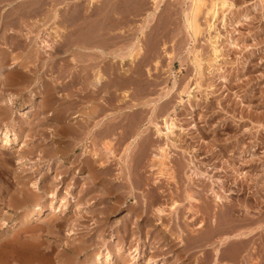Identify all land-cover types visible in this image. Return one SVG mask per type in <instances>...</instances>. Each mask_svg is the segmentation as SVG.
Masks as SVG:
<instances>
[{"label":"rangeland","instance_id":"374dc122","mask_svg":"<svg viewBox=\"0 0 264 264\" xmlns=\"http://www.w3.org/2000/svg\"><path fill=\"white\" fill-rule=\"evenodd\" d=\"M34 1L0 0V11L2 9L6 10L5 12H9L8 16L10 17L7 20V22H10L8 23L10 25H8L10 28L7 27V30L9 31L5 29L6 34L7 32L8 34H10L7 38L8 42L6 41L5 43H2V45H0V64L3 63L2 61L4 60L7 64H10L15 60L21 61L24 65H26V63L27 65L29 64L25 55L28 54L27 51L30 46H26L28 44L26 43L27 41L21 37V33L25 28V22L22 23L20 20L14 18L17 16L18 11L20 13H25V11L28 10L30 11L28 7L26 8L25 6H23L25 2V4L28 3L32 4L33 6L36 5V7L34 6L35 8L33 7L34 9H31V11L35 14H37L38 12V14L32 15H34L35 17L39 15L38 17L40 19H31V22L29 23L31 24V26H29L32 27L34 31L39 30L38 28L41 27L48 30L50 26H53L54 23L56 27L59 26L58 30L60 32H64H62L63 34H65L66 31V28L64 30V27H66L65 24L67 23V20L63 21L58 17L55 20L51 19L48 21L47 19L50 18L49 14L60 12L59 15L61 14L66 16L64 13L67 12L69 8L70 11L74 13L75 8L73 9V6L75 7V1H77L78 4L80 2V0H72L73 2L71 0H59V2L58 0H45V2L43 0H37L39 2L41 1L39 4V2H36V0ZM206 1V4L209 5V0ZM86 2H88V0ZM86 2L84 1L83 3L87 4ZM70 3L74 5H71ZM189 3H191V0H188V3L185 4V7H189ZM229 3L231 5L227 6L225 10V18L222 19L221 16L219 19H217V21H219H216V26L218 27L216 31L213 26L209 27L208 23L206 22L205 14L201 15V34L195 41L192 40V37L190 36L189 31L186 29L183 21L182 23H180L181 27L179 25V28L176 31L178 35H176V37L174 38L169 37V40L166 42L165 47L163 46L165 37L162 33H159V35L156 33L157 36H155L156 34H151V37L147 36L144 39V41H146L148 44H146V47V42H144V47H146L147 49H144L145 54L143 55V58H141L142 60L140 59L141 61H137L139 67L137 68V66H135L137 72H139L137 73L138 76L136 75L137 77L135 78V80L137 81L127 87H120V89L118 90L115 83H110L111 79L109 80V78H112L113 72L111 68L112 63L115 62L116 64L118 62L116 65L119 66V68L117 69L119 70V73L122 72L121 69L124 65H122L118 61L119 59L117 57L115 58L113 55L107 56L105 67H108L109 69L106 68V73L107 75L111 76L107 77V83H110H108L109 86H107V83L105 86L109 88L110 92L105 88L104 97L105 100L107 97L108 103H106L107 101L105 102L104 100V102L102 103L104 105L102 113L97 114L100 112H95L93 118L91 117L86 119V115H83V110H89L86 107L91 102L94 104L95 102H97V104H99L100 102L99 100H97L98 97L96 96V94L92 93V91H94L93 86L91 87L90 85L89 87H84L82 80H80V76L84 71V64L88 62L92 63V60L89 59V55L88 57L85 56L86 59L85 57H83L84 53L81 52L82 49H80V47H77L76 51L78 52V56H75V53L71 54V56L74 55L77 58L76 64H73L75 63L74 61H69V55L72 52H64L63 54L55 55L53 59L43 58L37 62V65H40L45 61L41 65H44L45 69H49L50 66H53L55 64L53 69L56 70L55 75H57L61 71L60 75H57V79L59 78V82H51L47 84H51L50 86L53 87V90L52 92H49V98L44 97V100L48 99L49 103L48 106L46 105L44 112L42 107H40V102L37 101L38 99L43 100V95H41L42 93L38 92L40 91V89H37V83L35 85L32 84L29 88L24 89L22 87V89L19 86L20 89L18 87H15L16 89L12 87L9 90L12 93H18V95L20 96L18 101L19 103H14V107H6L3 105L0 106L1 113H5L7 108V112H9V110L14 111L13 113H11L13 115H8L6 119L4 117L0 118V129H3L6 126L12 127V121L14 122L18 120L19 122H23L22 119L17 116L18 113H20L21 108H23V110L25 107V110L28 109L30 102L28 101V93L32 88L38 93L36 103L39 104L36 105V110L34 111V113H32V118L35 121L37 120L42 123H38L41 127L37 125V123H34L35 126H31L33 133H29L28 137H24V141L28 143L29 146H31L33 143L35 144L36 142L38 144V150L35 151L36 153L34 152L29 155V161L27 162L31 164L25 165V171H22L19 165L16 164V160L12 156L11 152L4 149L2 150L0 148V264H87V255L89 256L97 252H104L106 254L107 246H109V248L114 252V248H116L119 244H124L127 247L125 248L126 253L124 252L125 261H121V263L119 264H128L132 262L131 260L133 259V256H135V254H137L138 252L136 250L137 247L142 250V254L140 256L141 258L139 260L140 264L153 262V259L157 262H164V264H166L167 262L168 264H201L204 261L206 262V264H213L215 258L214 247H218V245L222 246L220 249L222 254L221 260L223 261L226 260L233 264H264V0H229ZM67 4L68 6H70L68 7ZM13 9L14 12L17 11L16 14H11V12H13ZM21 10L23 12H21ZM51 10H53L54 12ZM41 11H45L44 14L49 18H45L46 16L44 17ZM87 16L88 15H81L82 19H80L81 17L79 16V20H81V22L79 21V24H82L83 19H85V22L87 21L86 23L84 22L82 24L84 25L83 28L80 25L81 29L87 28L89 24L92 25V19H88L91 23L86 20L90 16V14L88 17ZM90 18L93 17L90 16ZM110 18L108 19V22H111L113 18L116 17ZM132 18L133 25L140 23L142 20V17L140 16H135ZM36 19L39 25L36 24ZM45 19L47 23L45 22L46 24L44 25L42 21ZM16 20L18 22H15ZM11 22L14 23L12 24ZM51 22L53 23L50 24ZM88 22L89 24L87 25ZM114 22H111V24H116ZM26 24L28 23L26 22ZM40 24L41 27H39ZM85 25L87 26L85 27ZM108 26H110V23ZM112 29L113 30L111 32L109 31V33L113 34H110L111 36H115V33L116 35L117 33H123L120 28L118 29V26L117 30L116 28ZM135 32L136 30H133L132 33ZM217 32H219V38H217L216 40L214 39L215 37H212L211 39V36H214ZM55 34L57 33H51L49 39L52 40L56 38ZM170 34L172 33H169V35ZM148 37L150 39H148ZM9 40L11 41L9 42ZM150 40L151 42L154 41L152 43V47H150ZM6 43H8V45H6ZM153 46H156L155 50ZM215 46L219 48H217V54L214 52ZM112 47L110 48L111 51L114 49V46ZM72 48L76 49V47ZM194 49L197 50V53L199 51L198 55L200 57V63L202 64L200 72H196V65L192 59ZM167 52L169 53V55H167ZM56 53L57 52H55L54 54ZM145 55L148 56H146L147 58L145 57V60L149 61L148 63H146L144 60ZM152 56L153 58H151ZM156 58L160 60V62H158V66L155 63V61L157 60ZM107 60L108 64L111 63L109 64V66H106L108 65ZM56 63L57 65L59 63H64L66 64V67L76 65L77 70H80V74H78L79 79L77 81L76 78L74 80L75 83L71 82V88H69V86H67L66 84L68 79H72V77L69 76V71L67 73H64L65 70H61L59 67L60 65L57 67ZM20 66L18 64V67H20V69L25 68L22 65ZM129 66L132 65L127 64L124 67ZM34 67H32L33 72H37L39 74L40 72L38 71L40 70V67H35L37 68V71H34ZM139 68L142 69L140 70ZM0 70H3L2 72H4L5 74V72L12 70V68L8 69V67L0 66ZM124 72L125 71L123 70L122 73ZM29 73L31 72L29 71ZM1 74L4 75L3 73ZM148 74H151L152 76ZM2 75L0 79L6 77ZM141 76H143V79L140 78ZM196 77H200V84L199 87H197L195 91H193L192 96L188 101L187 94H185L181 90L184 89L185 86H194ZM143 80L145 82H148V84H146ZM149 81H151L152 83ZM60 83L65 84V86L62 87L63 85H60ZM2 85L3 84H1L0 86V93L3 96L4 85ZM147 85L149 87H147ZM145 86L147 87V89H145ZM128 88L129 90L130 88L132 89L128 93L129 96L126 97L124 95V91ZM140 89L141 91H139ZM85 93L86 95L88 94V96H86ZM84 95L87 98L83 99ZM94 96L97 98H95ZM71 100L73 101V105L71 104L72 106L69 105ZM75 100L81 101L76 103L77 101L75 102ZM48 110H53L57 114L55 120L53 118H51V120H47V118L51 117L47 114L49 112ZM77 113L81 116H75ZM169 116H174L176 118L177 127L174 128L173 134H170V138L167 141L163 133L160 132L159 129L165 130L164 119ZM82 118L84 120H82ZM88 119H90L89 122H87ZM55 121L60 125H65V128H67L66 130H69V132H58V129H60V125ZM77 122H79L81 125L86 124V127H82V125V128H80V124H78ZM115 123H117V125L119 124L117 128L118 130L114 128ZM36 125L38 127H36ZM25 126L28 125L25 124ZM181 126L186 128L185 132L182 131ZM37 128H41V130H38ZM86 128L88 132L86 131ZM101 128L104 129L101 130ZM109 128L111 130H109ZM100 132L102 133V135H100ZM79 133L82 134L84 138H82L83 136L81 137ZM94 133L95 136L93 135ZM72 135L76 140H74V137ZM76 135H78V138L76 137ZM112 135H114L115 137ZM79 136L82 138L80 139V141L82 142L78 141ZM92 136L94 140L92 139ZM94 137H96L97 141H95ZM107 138L114 139H112L111 143L116 149L115 151L116 155L118 156V161L120 159L119 165L116 166L114 165V163L111 168H107L108 170L111 169L110 171H112L113 168V173L110 171L108 172L110 175L108 173L106 175V172L102 167H100V164H97L100 163V160L94 161L95 159H90V157H92V151L94 149L97 148L98 151H103V149L101 148V144L99 143L105 141ZM164 142L169 143L168 151L170 150V152H168V154L170 157L167 159L166 163L169 166V169H173L175 181L169 183L166 180L165 176H163V178L162 176H159L158 178H160V180H158L159 183H157V187L151 188V186H149L147 183L148 181L151 183L154 174L150 172L148 165L150 163L152 153L158 151L160 145H165ZM55 146L60 149L65 148L64 151L66 152V154H63L64 156H62L65 157L68 162L71 163L72 161H74L76 165H83V162L87 160L89 162L91 160L92 167H89V165L87 164L84 165L83 173H81L82 176L77 179L74 178V176L76 177V175L73 172L75 166H70V163H67V165L63 168H59L56 166V171L54 170V172H48V168L46 169V167L47 164L50 165V163L54 161L53 157L55 156ZM39 150L43 151V156L40 155L41 153ZM85 150L87 151V154ZM132 151L134 156L131 155ZM101 153L103 154V152ZM85 154H89L90 157L89 155L85 157ZM78 157L82 162L78 159ZM39 159H42L41 163H37ZM192 159L194 160V164L191 162ZM93 161L95 163H93ZM127 162H129L128 164L132 165H128ZM95 164H97V166H95ZM125 166L128 167V169L130 170L129 172L133 177L135 176L136 179H130L132 176L129 172H127L128 169H126L127 167L125 168ZM129 166L132 167L129 168ZM133 166L135 168H133ZM191 166L193 169L198 170V173L203 171L208 176L198 174L194 176L193 180H191L188 177V175L191 173ZM99 167L100 169L102 168V171H104V175L101 174V170L99 169ZM116 167L119 168V170ZM66 169L72 170H70L71 172H66ZM124 169H126L127 171H124ZM88 170H93L94 173H96L94 175V178H89V181L87 180L88 178H85V181L84 173L87 175L89 174V172L92 173L91 171L87 172ZM125 172H127V174ZM61 173L64 176L62 182L57 179V176H59ZM116 173H119L120 176ZM87 175L85 176L87 177ZM21 176L23 180H21ZM141 176L143 178L146 176L145 179L148 180L143 179ZM18 178L20 181H24L26 184H29L30 182L36 180L39 181L38 185L41 190L39 195L43 196L40 197L41 199L39 200V202L43 199L46 208V212H44L45 214L43 213L41 218H39L40 224L39 222H37L38 219L32 221L31 218L28 219V221L30 220V226L28 227V229H26L27 231H22L21 229L26 223H28L26 222L27 220L25 218L26 211L32 209V206H25L23 204L24 202L22 201V198L20 197H22L23 192L29 193L31 188L28 186V184H25V189L21 188L22 186H20ZM125 178L129 180V182L127 180H124ZM114 180H117V182H115ZM73 182L77 183L75 184ZM118 182L122 186H119L117 184ZM125 182H127V184L129 183L128 185H130L131 187H127L128 185ZM136 182L138 183V185L139 183L140 185L143 183V187L142 185H136ZM58 183H63L61 190H67L72 195L77 194L76 187H82V191L80 192L83 193V198L81 201V208L84 207L83 211H81L78 206L76 207V205L73 203L72 205H69L68 209L62 212H52V210H50L49 201L51 200L48 198V193L56 189ZM79 183L82 186H80ZM132 184H134L135 187H133L134 185ZM146 184L148 185V188H146ZM104 186H108V189H110V191L107 192V189ZM119 187L122 188V191H129L128 194L125 192V194H127L125 195L124 191L121 192V189ZM98 188L100 189L96 190ZM145 188L147 190H144ZM213 188L218 194L222 195V199L220 200L221 204L218 206L215 205V201L213 199ZM94 189L96 190V192ZM101 189L104 190L101 191ZM61 190L59 191V195L62 197L64 193H62ZM117 190L118 192H120H116ZM150 190L152 192H150ZM113 191H115L117 194L113 193ZM168 191L169 193H167ZM134 192L136 194H133ZM145 192L147 193L148 197ZM149 192L150 194H148ZM122 193L126 196V198H124L125 196H123ZM137 193H141L140 196L137 195ZM187 193H191L197 199V201L193 200V202H195L194 205H192V208H189L190 202L186 198ZM225 194H227L226 198L224 196ZM85 195L88 196L86 197ZM128 195H130V197ZM134 195H137V197L135 198ZM144 195L145 197H143ZM171 195L178 201L177 206L172 211H170L166 205L165 216L161 220L162 222H160L158 219H156L157 217L154 214V210L151 207L152 205L150 201H152V204L154 202L166 203L167 200L171 198ZM120 196L123 197L120 198ZM227 196L228 198H230L228 199ZM110 197L112 199H110ZM144 198H147L148 201H143ZM106 200L107 203L105 202ZM116 200H120L119 204L115 203L117 202ZM123 200L125 201L123 202ZM88 201L90 203H88ZM137 202L142 203L140 204ZM114 203L117 205V207L116 205H114ZM146 204L149 205H147L148 208ZM73 205H75V209H73ZM84 205L87 208H85ZM109 205L111 206V209L108 208ZM106 206L108 207L106 208ZM118 207L119 209H116ZM212 207H217V209L214 210V208ZM77 211H81L80 213L82 215L78 214L79 212ZM66 213L69 214L67 215ZM212 215L215 217L214 221L212 220ZM76 220H78V222ZM227 220H232V222H234L235 220V230H230ZM188 221L194 223L201 222L203 224L201 226L202 229L198 230L195 233H190L189 227L188 225H186V222ZM31 225H33V229L31 228ZM43 225H45L44 228L42 227ZM165 225H168L169 230H166L164 236H162L159 230L163 229ZM221 225L225 227L222 226V229ZM37 226L42 227V229L44 230H42L41 228H38L39 230H37ZM34 227L36 229L35 232H37L36 234L35 232L33 233ZM67 227L73 228L75 234L63 235L64 233L66 234V229H68ZM226 227L229 228L230 232L229 230H227L226 232L220 231L225 230L224 228ZM19 228L20 231L25 233H17L19 231ZM153 228H155V230ZM29 229H32V231H30ZM215 229L217 230V232L220 229L219 231L221 233L215 232ZM216 234L218 235L216 236ZM9 236H11L12 238H9ZM36 236H38V238L41 237V239H37ZM220 238H223L221 242L224 243L225 241V243L222 245L218 243V239ZM111 240H116L117 244L113 245V241ZM90 241L91 244H88V242L90 243ZM66 243L70 245H67ZM74 247L75 249H73ZM148 248H150L152 252H150V250L148 251ZM180 256H184V260L180 259ZM205 262L202 264H205Z\"/></svg>","mask_w":264,"mask_h":264},{"label":"bare ground","instance_id":"6f19581e","mask_svg":"<svg viewBox=\"0 0 264 264\" xmlns=\"http://www.w3.org/2000/svg\"><path fill=\"white\" fill-rule=\"evenodd\" d=\"M30 1V0H29ZM32 2L34 1V0H31ZM55 1V0H54ZM53 1V2H54ZM64 1V0H63ZM69 1V0H68ZM67 1V2H68ZM72 1V0H71ZM70 1V2H71ZM75 1V0H74ZM79 1V0H78ZM86 2L87 0H80V2H79V4H78V2L77 1H75V7L73 6V9H74V13H72V11H70V8L67 10V12H65L64 14L66 15V16H64V15H59V13L58 12H54L53 10H51V11H53L54 13L52 14H49L50 16V18L49 17H47L45 14H44V12L43 11H41V13L44 15V17L45 18H49V19H47L48 21L49 20H51V19H53V20H55V19H57L58 17L60 18V19H62L63 21H66L67 23V25L65 24V26L66 27H64V30H65V28H66V31H65V34H63L62 32H60L58 29V27H56L55 25H54V23L53 22H51L50 24H52L53 23V26H50V28L48 29V30H46V28H42L41 27V24H40V26L39 27H41V28H38L39 30H37V31H34L33 29H32V27H30L31 26V24H29V22H27L28 24H26V22H25V28L23 29L24 31L21 33V37L23 38V39H25L26 41V43H28L26 46H30L29 47V49H28V51H27V53L28 54H23V55H25L26 57H27V61H28V65H27V63L26 62H24V63H26V65H23L22 64V62L21 61H14V62H12V63H10L7 67H8V69L9 68H12V71L13 72H15V73H13V74H16V72L19 74V75H15V76H11L12 74V72L11 71H7V72H5V74H4V72H2L1 70H0V78H1V73H3L4 75H2V76H6L5 78L3 77V79H0V86H1V84H3L4 85V88H3V90H4V92H3V96L1 95V93H0V106H6V107H8V106H10V107H14L15 105H14V103H17L18 101H19V98H20V96L18 95V93L17 94H15V92L14 93H12V92H10L9 90L12 88V87H18L19 88V86L22 88H29L32 84H38V88L37 89H40V91H38L39 93H42L41 95H43V100H37V101H39L40 103L39 104H41V106L40 107H42V109H43V112H44V109H45V107H46V105L48 106L49 105V103H48V99H46V100H44V97L46 98V97H48L49 96V92H52V90H53V87H51L50 85H47L48 83H53V82H59L58 81V79H57V75L59 74L60 75V73H61V71L57 74V75H55L56 74V70H53L54 69V66H55V64L53 65V66H50L49 67V69H45L44 68V65L43 66H41L42 65V63H44V62H42L40 65H37V62L40 60V59H47V58H50V59H53L54 57H55V55H57V54H63L64 52L65 53H69V52H72V53H70V55H69V57H70V59H69V61L70 62H75V63H73V64H76L77 63V58L75 57V56H78L77 55V53L78 52H76L77 51V47H80V49H82V51L81 52H83L84 54H83V57H85V56H87L88 57V55H89V59H91L92 60V63L90 62H88V63H85L84 64V71H83V73H82V75L80 76V80H82V83H83V86L84 87H89L90 85H91V87L93 86V88H94V91H92V93L93 94H96V96L98 97V99L97 100H99V104H97V102H95V104L94 103H89L88 105H87V107L86 108H88L89 110H83V115H86V119L87 118H93V115H95V112H100V113H97V114H101L102 113V111H103V108H104V105L102 104L103 102H104V100H105V94H104V92H105V88L107 89V90H109V88H107L105 85H106V83H107V77H110L109 75H107V73H106V68H108V67H105V64H106V57L107 56H109V55H113L115 58L117 57L118 59V61L122 64V65H124V66H126L127 64H130V65H132V66H129V67H124V66H122V72H123V70L125 71L124 73H119V70H117L118 68H119V66H117L116 64L118 63H116L115 64V62L114 63H112V70H113V72H112V78H109V80H110V83H112V84H116L117 85V89L119 90L120 89V87H127V86H129V85H131V84H133L135 81H137V80H135V78L138 76L137 75V73H139V72H137V69L135 68V66H137V68L139 67V64H138V60L139 61H141L142 59L141 58H143V55L145 54V48L147 47L146 46V44H147V42L146 41H144V39L147 37V36H149V37H151V34H158L159 35V33H162L163 35H164V44H163V46L165 47L166 46V42L169 40V37H176V35H178L177 34V30H178V28H179V25H180V23H182V21H183V23L185 24V27H186V29L189 31V33H190V36L192 37V40L193 41H195L196 39H197V37L201 34V21H200V17H201V15L202 14H205V17H206V22L208 23V25H209V27H214V29H215V31L218 29V27L216 26V21H217V19H219L221 16H222V19L223 18H225L224 16L226 15L225 14V10H226V8H227V6H230L231 4L229 3V0H209V5H207L206 4V0H191V3H189L190 5H189V7L187 6V7H185V4L186 3H188V0H88V2H86L87 4H85V3H83V2ZM28 2V1H27ZM35 2V1H34ZM36 2H39V1H37L36 0ZM41 2V1H40ZM40 2H39V4H40ZM52 2V1H51ZM58 2H59V0H58ZM73 2V1H72ZM232 2V1H231ZM26 3V2H25ZM24 3V5H25V7L27 8V6L28 5H26ZM31 3V2H30ZM56 3V2H55ZM65 3H66V1H65ZM28 4V3H27ZM33 4H35V3H33ZM69 4V3H68ZM68 4H67V6H68ZM71 5H74V4H72V3H70ZM23 5V6H24ZM30 5V7H33V5H31V4H29ZM52 5V4H51ZM55 5V4H54ZM178 5V6H177ZM35 7H36V5H34ZM37 6H38V4H37ZM70 6V5H69ZM68 6V7H69ZM226 6V7H225ZM24 7V8H25ZM30 7H28L29 9H30ZM34 7V8H35ZM187 9H185V8ZM206 7V8H205ZM25 8V9H26ZM34 8H31L32 10L34 9ZM65 8V7H64ZM31 9H30V11H31ZM47 9V8H46ZM55 9V8H54ZM41 10V9H40ZM25 11V10H24ZM29 11V10H28ZM29 11V12H30ZM17 12V11H16ZM16 12H14V9H13V12H11V14L12 13H15L16 14ZM21 12H23L22 10H21ZM25 12H27V11H25ZM8 13V12H7ZM18 13L20 14V12L18 11L17 12V15H18ZM24 13V12H23ZM28 13V12H27ZM32 14H35V13H32ZM37 14H38V12H37ZM37 14H35V15H37ZM40 14V13H39ZM67 14H69V15H67ZM89 14H90V16H92L93 18H90V16H89ZM6 15V14H5ZM5 15H3V16H5ZM8 15V14H7ZM30 15V14H29ZM42 15V16H43ZM81 15H88L87 17V19L86 20H88V19H92L91 21H92V25H90L89 24V22L87 23V25L89 24V26L87 27V28H84V29H81L80 28V25H81V27L83 28V26L84 25H82L84 22H85V19H83L82 20V24H79V21L81 22V20H79V18L81 17ZM141 15H143V16H141ZM22 15H20V17H21ZM28 16V15H27ZM33 16V15H32ZM39 16V15H38ZM37 16V18H39ZM80 16V17H79ZM135 16H140V17H142V20H141V22L140 23H138V24H136V25H133V21H132V17H135ZM6 17V16H5ZM4 17V18H5ZM11 17H12V15H11ZM19 17V18H20ZM23 17V16H22ZM28 17H30L31 18V16H28ZM41 17V16H40ZM84 17H86V16H84ZM83 17V18H84ZM110 17H116V18H113V20L111 21V22H114L115 20V22L114 23H116V24H111V22H108L109 20V18ZM3 18V19H4ZM7 18V17H6ZM8 18H10V17H8ZM7 18V19H8ZM15 18V17H14ZM13 18V19H14ZM30 18H26V19H30ZM36 18V17H35ZM40 19V18H39ZM80 19H82V17L80 18ZM111 19V18H110ZM12 20V19H11ZM15 20V19H14ZM180 20V21H179ZM6 22H7V20H5ZM10 21V20H9ZM21 21V20H20ZM24 21V20H23ZM22 21V22H23ZM36 22H37V19L35 20ZM39 21V20H38ZM219 21V20H218ZM217 21V22H218ZM5 22V23H6ZM15 22H18L17 20L15 21ZM40 22V21H39ZM47 23V21H46V19L45 20H43L42 21V23L45 25L46 23ZM56 22V21H55ZM87 22V21H86ZM85 22V23H86ZM3 23V27L5 28V24H4V22H2ZM7 23H10V22H7ZM7 23H6V25H7ZM12 23V22H11ZM14 23V22H13ZM12 23V24H13ZM109 23H110V26H108L109 25ZM16 24V23H15ZM36 24H38V22L36 23ZM108 24V25H107ZM218 24V23H217ZM9 25V24H8ZM30 25V26H29ZM33 25V24H32ZM39 25V24H38ZM37 25V26H38ZM64 25V24H63ZM87 25H85V27L87 26ZM10 26V25H9ZM8 26V27H9ZM36 26V25H35ZM48 26H49V23H48ZM47 26V27H48ZM79 26V27H78ZM117 26H118V29L120 28L122 31H123V33H120V34H118L117 33V35H116V33H115V36H111V35H113V34H111V33H109V31L111 32L113 29L112 28H116V30H117ZM24 27V26H23ZM22 27V28H23ZM44 27H46V26H44ZM69 27V28H68ZM180 27H181V25H180ZM10 28V27H9ZM80 28V29H79ZM6 30H7V28H5ZM63 29V28H62ZM111 29V30H110ZM210 29V28H209ZM6 30H2L3 32H2V34H6ZM46 30V31H45ZM133 30H136V32L135 33H132L133 32ZM181 30V29H180ZM179 30V31H180ZM7 31H9V30H7ZM20 31H22V30H20ZM187 31V32H188ZM57 33V34H55L56 35V38H54V39H49V36H51V33ZM115 32V31H114ZM121 32V31H120ZM176 32V33H175ZM20 33V32H19ZM113 33V32H112ZM169 33H172V34H170L169 35ZM219 32H217V33H215V35L213 36H211V39H212V37H215L214 39H216L217 40V38H219V34H218ZM7 34H8V32H7ZM111 34V35H110ZM131 34H133V35H131ZM157 34L155 35V36H157ZM1 35V34H0ZM169 35V36H168ZM6 36L7 35H5V38H6ZM17 36H20V35H17ZM148 37V39H150ZM162 37V36H161ZM5 38H3V36H2V38L1 39H5ZM10 38H12V37H10ZM51 38V37H50ZM53 38V37H52ZM173 38H171V39H173ZM12 40V39H11ZM11 40H9V42L11 41ZM152 40V39H151ZM151 40H150V42H151ZM154 40V39H153ZM1 41V40H0ZM5 41V40H4ZM214 41V40H213ZM8 42V41H7ZM144 42H146L145 43V46L146 47H144ZM154 41H152L150 44H151V46L150 47H152V43H153ZM159 42V41H158ZM157 42V43H158ZM2 43V42H1ZM20 43V42H19ZM120 43V44H119ZM12 44V43H11ZM16 44H17V42H16ZM214 44V43H213ZM6 45H8V43H6ZM25 45V44H24ZM116 45V46H115ZM148 45V44H147ZM154 45H155V43H154ZM156 45H158V44H156ZM215 45H216V43H215ZM3 46H4V44H3ZM112 46H114V49L111 51V47ZM213 46V45H212ZM10 47H11V45H10ZM21 47V46H20ZM72 47H76V49H74V48H72ZM154 47V46H153ZM156 47V46H155ZM155 47H154V50H155ZM113 48V47H112ZM218 47H216L215 46V48H214V52L217 54V52H218V49H217ZM6 49V48H5ZM110 49V50H109ZM147 49V48H146ZM153 49V48H152ZM166 49V48H165ZM4 51V50H3ZM2 51V52H3ZM79 51V50H78ZM192 51V50H191ZM55 52H57L56 54H54ZM5 53H7V52H5ZM4 53V54H5ZM73 53H75V56L74 55H72L71 56V54H73ZM155 53H157V52H155ZM198 53H199V51H198ZM198 53H197V50L196 49H194L193 50V61L195 62V65H196V72H200V68H201V63H200V57H199V55H198ZM13 54V53H12ZM151 54V53H150ZM214 54V53H213ZM3 55V54H2ZM9 55V54H8ZM20 55V54H19ZM80 55V54H79ZM148 55V54H147ZM147 55H145L144 56V60L148 57ZM167 55H169V53L167 52ZM5 56V55H4ZM16 56V55H15ZM82 56V55H81ZM80 56V57H81ZM147 56V57H146ZM154 56V55H153ZM153 56L151 57V58H153ZM215 56V55H214ZM217 56V55H216ZM24 57V56H23ZM25 57V58H26ZM68 57V58H69ZM111 57V56H110ZM146 57V58H145ZM109 58V57H108ZM217 58V57H216ZM1 59V58H0ZM6 59V58H5ZM13 59V58H12ZM66 59V58H65ZM81 59V58H80ZM85 59H86V57H85ZM141 59V60H140ZM157 59V58H156ZM191 59V58H190ZM4 60V59H3ZM55 60H57V59H55ZM87 60H88V58H87ZM87 60H85V61H87ZM110 60H111V58H110ZM116 60V61H117ZM152 60V59H151ZM155 60V59H154ZM5 61V60H4ZM4 61H2V62H4ZM49 61V60H48ZM48 61H47V64H48ZM217 61V60H216ZM6 62V61H5ZM41 62V61H40ZM53 62V61H52ZM57 62V61H56ZM61 62V61H60ZM111 62V61H110ZM144 62V61H143ZM143 62H141V63H143ZM145 62L146 63H148L149 61H147V60H145ZM153 62V61H152ZM158 62H160V60H156L155 61V63L157 64V66H158ZM3 64V63H2ZM18 64H19V66L20 65H22V66H24L25 68H26V71L28 70V72L30 71L31 73H26V71H25V73H23V72H21V70H20V67H18ZM39 64V63H38ZM49 64H50V62H49ZM68 64V63H67ZM82 64H83V62H82ZM107 64H108V60H107ZM109 64H111V63H109ZM109 64L108 65H106V66H109ZM194 64V63H193ZM56 65H57V63H56ZM60 65V66H59ZM119 65V64H118ZM146 65H149V64H146ZM1 66V65H0ZM37 67V66H39L40 68L39 69H41V70H44V71H51L50 73H49V75H47L48 77H46L45 78V72H43V73H45L44 75L45 76H41L42 74H40V76L38 75V73L37 72H33V70H32V67ZM60 67V69L61 70H68L69 71V74H66V75H69V76H71L72 77V79H68V81L66 82V84H67V86H69V88H71V86H70V84H71V82H73V83H75L74 82V80L77 78V81H78V74H80V70L78 71L77 70V66L75 65V66H70V67H67L66 68V64H58L57 65V67ZM111 66V65H110ZM144 66V65H143ZM3 67V66H2ZM34 67V68H35ZM149 67V66H148ZM156 67V66H155ZM203 67V66H202ZM110 68V69H111ZM214 68V67H213ZM37 68H35V70L34 71H37L36 70ZM57 69V68H56ZM73 69V70H72ZM109 69V68H108ZM135 69V70H134ZM140 69V68H139ZM142 69V68H141ZM140 69V70H141ZM148 69V68H147ZM23 71V70H22ZM110 71V70H109ZM153 71V70H152ZM55 72V73H54ZM107 72H108V70H107ZM41 73V72H40ZM65 73V72H64ZM67 73V72H66ZM150 73V72H149ZM199 74V73H198ZM62 75V74H61ZM123 75V76H122ZM137 75V76H136ZM148 75H151V74H148ZM140 76V75H139ZM152 76V75H151ZM60 77H62V76H60ZM143 76H141L140 78L141 79H143L142 78ZM149 78V77H148ZM108 80V81H109ZM145 80V79H144ZM143 80V81H144ZM106 81V82H105ZM138 81H139V78H138ZM147 81V80H146ZM60 82H62V81H60ZM64 82V81H63ZM145 82V81H144ZM149 82H151V81H149ZM195 84H194V86H185V88L184 89H182L181 91L182 92H184L185 94H187V96H188V101L190 100V98H191V96H192V93H193V91H195V89L197 88V87H199V84H200V77H196L195 78ZM109 83V82H108ZM108 83H107V86H109L108 85ZM109 83V84H110ZM146 84H148V82H145ZM152 83V82H151ZM63 85L62 87H64L65 86V84H63V83H60V85ZM77 84V83H76ZM112 84H111V86H112ZM2 85V86H3ZM59 85V84H58ZM135 85H136V83H135ZM145 85V84H144ZM193 85V84H192ZM53 86V85H52ZM55 86V85H54ZM133 86V85H132ZM149 86H150V84H149ZM148 85H147V87H149ZM134 87V86H133ZM132 87V88H133ZM142 87V86H141ZM146 87V86H145ZM147 87L145 88V89H147ZM152 87V86H151ZM13 88V89H14ZM17 88V89H18ZM22 88V89H23ZM61 88V87H60ZM68 88V89H69ZM132 88H130V90L132 89ZM16 89V88H15ZM20 89V88H19ZM34 89H36V88H34ZM144 89V90H145ZM153 89V88H152ZM130 90H129V88L128 89H126L125 91H124V95L126 96V97H128L129 96V92H130ZM14 91V90H13ZM69 91H71V90H69ZM82 91H83V89H82ZM139 91H141V89L139 90ZM17 92H20V91H17ZM89 92V91H88ZM109 92H110V90H109ZM143 93V92H142ZM51 94V93H50ZM53 94V93H52ZM67 94V93H66ZM69 95V94H68ZM67 95V96H68ZM85 95H86V93H85ZM84 95V98L83 99H85V98H87L86 96H88V94L85 96ZM90 95V94H89ZM142 95V94H141ZM27 96V95H26ZM37 96H38V93H37V91H35V90H33V88L31 89V90H29V93H28V97H29V99H28V101H30L29 102V106H28V109L27 110H25L26 109V107L24 108V110H23V108H21V111H20V113H18V116L17 117H19L20 119H22V121L23 122H19L18 120L17 121H12V124H11V126L12 127H9V126H6V127H4L3 129H0V148L3 150H7V151H9V152H11L12 153V156L15 158V162H16V164H18L19 165V167L22 169V171H25V165H29V164H31V163H29V162H27V161H29V155L31 154V153H34L35 151H37L38 150V144H37V142L34 144H32L31 146H29L28 145V143H26L25 141H24V137H28V135H29V133H33V131H32V129H31V126L32 127H34L35 126V124L34 123H37V125H39L38 123H42V122H39V121H35L32 117V113H34V111L36 110V105H39L38 103H36V98H37ZM41 97V96H40ZM50 97H52V96H50ZM54 97V96H53ZM71 97V96H70ZM95 97V96H94ZM97 97H95V98H97ZM124 97V96H123ZM27 98V97H26ZM49 98V97H48ZM55 98V97H54ZM94 98V99H95ZM89 99V98H88ZM92 99H93V97H92ZM23 100V99H22ZM27 100V99H26ZM53 100V99H52ZM27 101V102H28ZM54 101V100H53ZM72 101V100H71ZM70 101V106H72L73 104V101L71 102ZM77 101V102H76ZM81 101V100H80ZM79 100H75V102L76 103H78V102H80ZM107 101V97H106V100H105V102ZM123 101V100H122ZM66 102V101H65ZM83 102V101H82ZM94 102V101H93ZM110 102V101H109ZM19 103V102H18ZM51 103V102H50ZM106 103H108V101L106 102ZM23 104H25V103H23ZM72 104V105H71ZM75 104V103H74ZM28 105V104H27ZM55 105V104H54ZM77 105V104H76ZM26 106V105H25ZM50 106H51V104H50ZM60 106V105H59ZM10 107H9V109H10ZM18 107V106H17ZM37 107H39V106H37ZM78 107V106H77ZM79 108V107H78ZM8 109V108H7ZM7 109H6V112L5 113H1L0 112V118H5L6 119V117L8 116V115H10L11 113H13L14 111H10L9 110V112H7ZM14 109V108H13ZM56 109V108H55ZM69 110H70V108H69ZM2 111V110H1ZM38 111V110H37ZM40 111V110H39ZM49 111V110H48ZM17 112V111H16ZM42 112V111H41ZM65 112V111H64ZM80 112V111H79ZM58 113V112H57ZM61 113V112H60ZM36 114V113H35ZM38 114V113H37ZM49 116H51L50 118H47V120H51V118H53L54 120L56 119V113L52 110V111H49L48 113H47ZM63 114V113H62ZM62 114H60V115H62ZM67 114V113H66ZM11 115H13V114H11ZM78 115H80V114H76L75 116H78ZM82 115V116H83ZM64 116V115H63ZM63 116H61V117H63ZM69 116V115H68ZM81 116V115H80ZM40 117V116H39ZM45 117H46V115H45ZM44 117V118H45ZM95 117V116H94ZM84 118V117H83ZM82 118V120H84ZM41 119H42V117H41ZM58 119H59V117H58ZM86 119H85V121H86ZM109 119V118H108ZM112 119V118H111ZM2 120V119H1ZM12 120V119H11ZM62 120V119H61ZM116 120V119H115ZM85 121H84V123H85ZM90 121V119H88V121L87 122H89ZM119 121V120H118ZM56 122V121H55ZM76 122V121H75ZM112 122V121H111ZM6 123V122H5ZM46 123V122H45ZM56 123H58V122H56ZM62 123V122H61ZM71 123V122H70ZM78 124H80L79 122H77ZM91 123V122H90ZM177 122H176V118L174 117V116H169V117H166L165 119H164V128H165V130H161V129H159V131L160 132H162L163 133V135H164V137L166 138V140L168 141L169 140V138H170V134H173V132H174V128H176L177 127V124H176ZM25 124H27L28 126H30V127H28V126H25ZM59 124V123H58ZM78 124H77V126H78ZM109 124V123H108ZM36 125V127H38ZM60 125V124H59ZM58 125V126H59ZM68 125V124H67ZM70 125V124H69ZM74 125H75V123H74ZM83 125V126H82ZM80 124V128H82V127H86V124L84 125V124ZM117 125V123H115V126H114V128H118V125ZM40 126V125H39ZM42 126H43V124H42ZM82 126V127H81ZM89 126V125H88ZM87 126V127H88ZM41 127V126H40ZM60 127V129H58L59 131L58 132H61V133H66V132H69V130H66L67 128H65V125L63 126V125H60L59 126ZM182 127V126H181ZM72 128V127H71ZM75 128V127H74ZM80 128H78V129H80ZM38 129V128H37ZM40 130H41V128H39ZM38 129V130H39ZM84 129V128H83ZM91 129V128H90ZM92 129H93V127H92ZM104 128H101V130H103ZM100 130V131H101ZM109 130H111L110 128H109ZM118 130V129H117ZM31 131V132H30ZM37 131V130H36ZM35 131V132H36ZM86 131H87V128H86ZM97 131V130H96ZM106 131V130H105ZM114 131V130H113ZM182 131L183 132H185L186 131V128H184V127H182ZM34 132V133H35ZM71 132H72V129H71ZM88 132V131H87ZM81 133V132H80ZM79 133V134H80ZM83 133V132H82ZM86 133V132H85ZM92 133V132H91ZM91 133H89V134H91ZM84 134V133H83ZM110 134V133H109ZM34 135V134H33ZM74 135V134H73ZM72 135V136H73ZM94 136H95V133L93 134ZM100 135H102V133L100 132ZM115 135V134H114ZM114 135H112V136H114ZM78 135H76V137H77ZM80 136L82 137L83 135L82 134H80ZM79 136V140L78 141H80V139H82V138H84V136L81 138ZM68 137V136H67ZM74 137V136H73ZM115 137V136H114ZM61 138V137H60ZM78 138V137H77ZM91 138V137H90ZM95 138V141H97L96 140V137H94ZM62 139V138H61ZM92 139H93V136H92ZM112 139L113 138H111V139H109V138H107L105 141H102L101 143H99V144H101V148L103 149V151H101V152H103V154L100 152V151H98V149L96 150V149H94L93 151H92V157H90V155H89V157H90V159H95L94 161H99L100 163H97L98 165L100 164V167H102L103 168V170L106 172V175H107V173L111 170H108L107 168H111V166H113V164L114 165H119V161H120V159H119V161H118V156L116 155V149L114 148V146L112 145V143H111V141H112ZM74 140H76L75 139V137H74ZM94 140V139H93ZM100 140V139H99ZM114 140V139H113ZM43 141V140H42ZM53 141V140H52ZM72 141V140H71ZM85 141V140H84ZM87 141V140H86ZM94 141V142H95ZM165 141V140H164ZM73 142H75V141H73ZM80 142H82V141H80ZM60 143H61V141H60ZM87 143V142H86ZM165 143V142H164ZM54 144V143H53ZM75 144V143H74ZM76 144H77V141H76ZM75 144V145H76ZM92 144H94V143H92ZM96 144V143H95ZM60 145V144H59ZM62 145V144H61ZM75 145H74V147H75ZM58 146V145H57ZM68 146V145H67ZM71 146V145H70ZM87 146H89V145H87ZM91 146V145H90ZM56 147V146H55ZM74 147H73V149H74ZM168 147H169V143H165V145H163V146H161L160 145V148L158 149V151H156V152H154V153H152V155H151V159H150V163H149V170H150V172H152L153 174H154V177H152L153 179L151 180V183L148 181V185L149 186H151V188L153 187H157V183H159V181L158 180H160V178H158L159 176H162V178H163V176H165V178H166V180L169 182V183H171V182H174L175 181V176H174V171H173V169H169V166L167 165V159L170 157L169 156V154H168V152H170V150L168 151ZM82 148V147H81ZM101 148H99V149H101ZM71 149V148H70ZM83 149V148H82ZM133 149H135V148H133ZM65 150V148H62V149H60V148H54V153H55V156L53 157V162L52 163H50V165L49 164H47V167H46V169L48 168V172L50 171V172H54V170H55V167L57 166V167H61V168H63V167H65L66 165H67V163H70V162H68L66 159H65V157H63L65 154H66V152L64 151ZM40 151V155H42L43 156V151L42 150H39ZM38 151V152H39ZM74 151V150H73ZM0 152H1V150H0ZM5 152V151H4ZM3 152V153H4ZM85 152H86V154H87V151L85 150ZM36 153V152H35ZM69 153V152H68ZM84 153V152H83ZM89 153V152H88ZM91 153V152H90ZM131 153V152H130ZM64 154V155H63ZM72 154V153H71ZM85 154V157L86 156H88V155H86ZM54 155V154H53ZM63 155V156H62ZM131 155H133V151H132V153H131ZM171 155V154H170ZM134 156V155H133ZM137 156V155H136ZM136 156H135V158H136ZM141 156V155H140ZM8 157V156H7ZM129 157V156H128ZM38 158V157H37ZM44 158V157H43ZM103 158V159H102ZM134 158V159H135ZM78 159H79V157H78ZM102 159V160H101ZM123 159V158H122ZM41 160L42 159H39L38 161H37V163H41ZM73 160V159H72ZM80 161H81V159H79ZM93 161V163H95ZM126 161V160H125ZM43 162V161H42ZM82 162V161H81ZM117 162V163H116ZM193 164H194V160L192 159V161H191ZM2 163V162H1ZM3 163H5V162H3ZM49 163V162H48ZM84 164L82 165H76L75 164V162L74 161H72L69 165L70 166H75V168H74V174L76 175V177L74 176V178H79L80 176H82V174L81 173H83V169H84V165H89V167L91 166V160L88 162V160L87 161H85V162H83ZM123 163H125V162H123ZM122 163V164H123ZM129 162H127V164H128ZM44 164V163H43ZM97 164H95V166H97ZM4 165V164H3ZM126 165V164H125ZM128 165H132V164H128ZM35 166V165H34ZM94 166V167H95ZM147 166V167H148ZM196 166V165H195ZM206 166V165H205ZM88 167V168H89ZM92 167V166H91ZM100 167H99V169H100ZM127 166H125V168H126ZM132 167V166H131ZM130 166H129V168H131ZM33 168V167H32ZM67 168V167H66ZM102 168L100 169L101 170V174H103L104 173V171H102ZM117 168V167H116ZM133 168H135L134 166H133ZM28 169V168H27ZM34 169V168H33ZM118 170H119V168H117ZM126 169H128V167L126 168ZM126 169H124V171L126 170ZM190 169H191V173L188 175V177L191 179V180H193V178H194V176L195 175H198V174H202V175H205V176H208L205 172H199L198 173V170H196V169H193L192 168V166L190 167ZM204 169V168H203ZM8 170V169H7ZM70 170H72V169H66V172L68 171V172H71ZM40 171V170H39ZM42 171V170H41ZM56 171V170H55ZM89 171H91L92 173H90ZM112 171H113V168H112ZM112 171H110V172H112ZM117 171V170H116ZM123 171V172H124ZM127 171V170H126ZM130 170L128 169V171L127 172H129ZM134 171V170H133ZM132 171V172H133ZM136 171V170H135ZM139 171V170H138ZM61 172V171H60ZM72 172V173H73ZM87 172H89V174L87 175V174H85L84 173V180H85V178H88L87 180L89 181V178H94V175H95V173H94V171L93 170H88ZM115 172V171H114ZM127 172H125L126 174H127ZM137 172V171H136ZM113 173V172H112ZM111 173V174H112ZM130 173V172H129ZM49 174V173H48ZM58 174V173H57ZM64 174V173H63ZM98 174H99V172H98ZM105 174V173H104ZM103 174V175H104ZM109 174V173H108ZM117 174V173H116ZM115 174V175H116ZM132 174H134V173H132ZM42 175V174H41ZM72 175V174H71ZM85 175H87V177L85 176ZM110 175V174H109ZM117 175H119V173L117 174ZM130 175H131V173H130ZM129 175V176H130ZM140 175V174H139ZM151 175V174H150ZM23 176V175H22ZM22 176H21V180H23L22 179ZM32 176V175H31ZM100 176H102V175H100ZM120 176V175H119ZM122 176H124V175H122ZM121 176V177H122ZM132 176V175H131ZM149 176V175H148ZM212 176V175H211ZM58 178L57 179H59V181L60 182H62L63 181V178H64V176L62 175V173L59 175V176H57ZM72 177V176H71ZM96 177H98V176H96ZM106 177V176H105ZM110 177H112V176H110ZM142 177V176H141ZM146 177V176H145ZM145 177L143 178V179H145ZM20 178V177H19ZM19 178H18V182H20V186H22L21 188H24L25 187V182L24 181H20L19 180ZM25 178V177H24ZM108 178V177H107ZM120 178V177H119ZM118 178V179H119ZM124 178V177H123ZM129 178V177H128ZM132 178H135V176L133 177H131L130 179H132ZM15 179V178H14ZM55 179V178H54ZM81 179V178H80ZM103 179V178H102ZM114 179V178H113ZM136 179V178H135ZM138 179V178H137ZM142 179V180H143ZM46 180H47V178H46ZM56 180V179H55ZM75 180V179H74ZM124 180H127L126 178L124 179ZM139 180H141V179H139ZM145 180H148V179H145ZM163 180V179H162ZM2 181H3V179H2ZM32 181V180H31ZM44 181V180H43ZM58 181V182H59ZM86 181V180H85ZM91 181V180H90ZM94 181V180H93ZM110 181V180H109ZM115 181V180H114ZM118 181H120V180H118ZM128 182H129V180H127ZM27 182V181H26ZM56 182V181H55ZM104 182V181H103ZM115 182H117V180L115 181ZM132 182V181H131ZM130 182V183H131ZM137 182H138V180H137ZM136 182V183H137ZM141 182V181H140ZM143 182V181H142ZM51 183V182H50ZM57 183V182H56ZM73 183H75V182H73ZM77 183V182H76ZM75 183V184H76ZM90 183H92V182H90ZM105 183H106V181H105ZM108 183V182H107ZM111 183H112V181H111ZM121 183H122V181H121ZM126 184H127V182H125ZM124 183V184H125ZM134 183H135V181H134ZM4 184V183H3ZM9 184V183H8ZM28 184V183H27ZM26 184V185H27ZM39 181L38 180H36V181H33V182H30L29 184H28V186L31 188L30 189V192L28 193H24L23 192V195H22V197H20V198H22V201L24 202L23 204L25 205V206H32L31 208L32 209H29V211H26V216H25V218H26V222H28V223H26L24 226H23V228L21 229L22 231H24V230H26V229H28V227L30 226V220L28 221V219H30L31 218V221L32 220H37L38 219V221L37 222H39V224H40V219L39 218H41V216H42V214L44 213V212H46L45 210H46V208H45V203L43 202V199H42V201H40L39 202V200L41 199L40 197H43V196H40L39 195V193L41 192V190H40V187H39ZM48 184H49V182H48ZM52 184V183H51ZM55 184V183H54ZM63 184V183H62ZM62 184H60V183H58L57 184V187H56V189H54L52 192L50 191L49 193H48V198L51 200V201H49V208H50V210H52V212L54 211V212H62V211H64V210H66V209H68L69 208V205H72V203L73 204H75L76 205V207L78 206V208L81 210V211H83V209H84V207L83 208H81L82 207V192H80V191H82V187L81 188H79V186L78 187H76L75 189L77 190V194L76 195H72L70 192H68L67 190H65V191H63V190H61V188H62ZM74 184V185H75ZM80 184V183H79ZM84 184V183H83ZM89 184V183H88ZM119 186H122V185H120V183L118 182L117 183ZM129 184V183H128ZM127 184V185H128ZM145 184V183H144ZM146 184V185H147ZM151 184V185H150ZM78 185V184H77ZM92 185V184H91ZM126 185V186H127ZM132 185H134V184H132ZM136 185H138V183L136 184ZM139 185H140V183H139ZM138 185V186H139ZM142 185V187H143V183L141 184ZM140 185V186H141ZM148 185H147V187L146 188H148ZM162 185V184H161ZM165 185V184H164ZM42 186V185H41ZM46 186V185H45ZM80 186H82L81 184H80ZM85 186V185H84ZM126 186H124V187H126ZM145 186V185H144ZM88 187V186H87ZM105 187V186H104ZM127 187H131L130 185H128ZM133 187H135V185L133 186ZM132 187V188H133ZM79 188V189H78ZM89 188H90V186H89ZM106 189H107V192H109L110 191V189H108V186H106L105 187ZM120 188V187H119ZM138 188H141V187H138ZM144 189V190H147V189ZM169 188V187H168ZM17 189V188H16ZM19 189V188H18ZM25 189V188H24ZM91 189H93V188H91ZM100 188H98V189H96V190H99ZM121 189V192H123L122 191V188H120ZM128 189V188H127ZM130 189V188H129ZM150 189V188H149ZM157 189V188H156ZM23 190V189H22ZM22 190H21V192H22ZM62 191V193H64V195H62V197L59 195V191ZM72 190V189H71ZM95 190V189H94ZM96 190H95V192H96ZM104 190V189H103ZM102 189H101V191H103ZM133 190H135V189H133ZM141 190V189H140ZM154 190V189H153ZM158 190V189H157ZM213 190V193H214V201H215V205L216 206H218V205H220L221 204V199H222V195H220V194H218L217 192H216V190L213 188L212 189ZM20 191V190H19ZM46 191V190H45ZM92 191V190H91ZM106 191V190H105ZM166 191V190H165ZM116 192H118V190L116 191ZM115 191H113V193H116ZM120 192V191H119ZM118 192V193H119ZM125 192L126 191H124V194H125ZM128 192L129 191H127L126 193L128 194ZM133 192V191H132ZM144 192V191H143ZM150 192H152L151 190H150ZM150 192L148 193V194H150ZM79 193V194H78ZM100 193V192H99ZM98 193V194H99ZM154 193H156V192H154ZM167 193H169V191L167 192ZM101 194V193H100ZM117 194V193H116ZM121 194V193H120ZM123 193H122V195L123 196H125V195H127V194H125L124 195ZM130 194V193H129ZM133 194H136L135 192L133 193ZM141 194V193H140ZM140 194H138L137 193V195H139L140 196ZM145 194L147 195V193L145 192ZM161 194V193H160ZM41 195H42V193H41ZM131 195V194H130ZM130 195H128L129 197H130ZM137 195L135 196L134 195V197L136 198L137 197ZM143 195V194H142ZM141 195V196H142ZM157 195V194H156ZM159 195V194H158ZM226 195L227 194H225L224 196H225V198H226ZM45 196V195H44ZM60 196V197H59ZM86 196V195H85ZM84 196V197H85ZM88 196V195H87ZM86 196V197H87ZM99 196V195H98ZM97 196V197H98ZM111 196V195H110ZM122 196V197H123ZM85 197V198H86ZM121 196H120V198H122ZM128 197V198H129ZM143 197H145V195L143 196ZM147 197H148V195H147ZM152 197H154V196H152ZM47 198V197H46ZM47 198V199H48ZM89 198V197H88ZM96 198V197H95ZM94 198V199H95ZM124 198H126V196L124 197ZM127 198V199H128ZM151 198V197H150ZM159 198V197H158ZM170 198V197H169ZM187 200L190 202L189 203V208H192V205H194V202L195 201H197V199L191 194V193H187ZM227 198H228V196H227ZM230 198V197H229ZM228 198V199H229ZM261 198V197H260ZM98 199V198H97ZM101 199V198H100ZM109 199V198H108ZM110 199H112L111 197H110ZM114 199V198H113ZM147 199V198H146ZM145 198L143 199V201L145 200V201H148V199L146 200ZM161 199V198H160ZM138 200V199H137ZM165 200V199H164ZM193 200H195L194 202H193ZM90 201V200H89ZM88 201V203H90ZM112 201V200H111ZM117 201V200H116ZM119 201L120 200H118L117 202H115V203H118L119 204ZM125 200H123V202H124ZM140 201H141V199H140ZM158 201V200H157ZM87 202V201H86ZM95 202V201H94ZM106 203H107V200L105 201ZM122 202V203H123ZM135 202V201H134ZM151 202V207L153 208V210H154V214H155V216L157 217L156 219H158L160 222H162L161 220L163 219V217L165 216V206L167 205V207H168V209L170 210V211H172L176 206H177V203H178V201L176 200V198H174L172 195H171V198L170 199H168L167 200V202L166 203H160V202H154L153 204H152V201H150ZM193 202V203H192ZM259 202V201H258ZM93 203V202H92ZM102 203H104V202H102ZM101 203V204H102ZM114 203V205H116ZM121 203V204H122ZM137 203H142V202H137ZM30 204H32V205H30ZM99 204V203H98ZM97 204V205H98ZM113 204V203H112ZM112 204H111V206H112ZM125 204V203H124ZM223 204V203H222ZM75 205H73L74 206V208L73 209H75ZM100 205V204H99ZM139 205V204H138ZM148 204H146V206H147ZM85 206V205H84ZM88 206H89V204H88ZM103 206V205H102ZM101 206V207H102ZM104 206H105V204H104ZM111 206L109 205V207L108 206H106V208L108 207L109 209H111ZM118 206H120V205H118ZM149 206V205H148ZM148 206H147V208H148ZM259 206V205H258ZM91 207V206H90ZM114 207V206H113ZM116 207H117V205H116ZM48 208V209H49ZM85 208H87L86 206H85ZM146 208V207H145ZM212 208H214V210H216L217 209V207L215 208V207H212ZM258 208H260V207H258ZM257 208V209H258ZM95 209V208H94ZM116 209H119V207L118 208H116ZM49 210V211H50ZM89 210V209H88ZM112 210H113V208H112ZM121 210V209H120ZM231 210V209H230ZM259 210V209H258ZM80 211V212H81ZM85 211V210H84ZM136 211V210H135ZM146 211V210H145ZM51 212V213H52ZM76 212V211H75ZM77 212H79V211H77ZM78 213V214H81V213ZM100 212H101V210H100ZM108 212V211H107ZM141 212V211H140ZM215 212V211H214ZM228 212V211H227ZM70 213V212H69ZM68 213V214H69ZM92 213V212H91ZM233 213V212H232ZM258 213V212H257ZM45 214V213H44ZM49 214V213H48ZM53 214V213H52ZM64 214V213H63ZM67 214V213H66ZM67 214V215H68ZM75 214V213H74ZM77 214V215H78ZM87 214V213H86ZM94 214V213H93ZM97 214V213H96ZM103 214V213H102ZM230 214V213H229ZM55 215V214H54ZM82 215V214H81ZM126 215V214H125ZM216 215V214H215ZM45 216V215H44ZM213 216V215H212ZM264 216V215H263ZM47 217V216H46ZM66 217H68V216H66ZM77 217V216H76ZM80 217V216H79ZM82 217V216H81ZM134 217V216H133ZM229 217H230V215H229ZM44 218V217H43ZM43 218H42V220H43ZM49 218V217H48ZM60 218V217H59ZM123 218V217H122ZM228 218V217H227ZM226 218V219H227ZM64 219H65V217H64ZM105 219V218H104ZM149 219H151V218H149ZM212 219V218H211ZM51 220V219H50ZM61 220V219H60ZM59 220V221H60ZM82 220V219H81ZM108 220V219H107ZM115 220V219H114ZM213 221L215 220V217L213 216V219H212ZM211 220V221H212ZM46 221V220H45ZM49 221V220H48ZM62 221H63V218H62ZM77 222H78V220H76ZM100 221V220H99ZM129 221V220H128ZM158 221V222H159ZM200 221V220H199ZM225 221V220H224ZM228 221V220H227ZM34 222V221H33ZM41 222H43V221H41ZM61 222V221H60ZM59 222V223H60ZM65 222V221H64ZM67 222V221H66ZM109 222V221H108ZM203 222V221H202ZM25 223V222H24ZM75 223V222H74ZM110 223V222H109ZM187 224L186 225H188V227H189V231H190V233L191 232H193V233H195V232H197L198 230H201L202 228H201V226L203 225L201 222H198V223H194V222H190V221H188V222H186ZM216 223V222H215ZM33 224V223H32ZM70 224V223H69ZM82 224V223H81ZM126 224V223H125ZM128 224V223H127ZM139 224V223H138ZM157 224V223H156ZM228 224H229V228H230V230H235V226H236V222H235V220H234V222H232V220H230V221H228ZM23 225V224H22ZM34 225V224H33ZM33 225H31V228L33 229ZM42 225V224H41ZM40 225V226H41ZM55 225V224H54ZM79 225V224H78ZM110 225V224H109ZM223 225H225V224H223ZM223 225H221V228H222V226ZM35 226V225H34ZM39 226V225H38ZM37 226V230H39L38 228H41L42 229V227L44 228L45 227V225H43L42 227H38ZM53 226V225H52ZM64 226V225H63ZM83 226V225H82ZM111 226V225H110ZM214 226V225H213ZM227 226V225H226ZM49 227H50V225H49ZM65 227V226H64ZM78 227V226H77ZM184 227V226H183ZM223 227H225V226H223ZM66 228V227H65ZM68 228V227H67ZM79 228V227H78ZM214 228V227H213ZM220 228V229H221ZM229 228H224L225 230H220V231H227V230H229ZM32 229L30 230V231H32ZM52 229V228H51ZM51 229H50V231H51ZM107 229V228H106ZM105 229V230H106ZM132 229V228H131ZM144 229V228H143ZM154 230H155V228H153ZM161 229V228H160ZM164 229V230H163ZM163 229H161V230H159L160 232H161V234H162V236H164V233L166 232V230L168 231L169 230V228H168V225H165L164 226V228ZM217 229V228H216ZM215 229V232H217V230ZM223 229V228H222ZM19 231L17 232V233H21L22 231H20V228L18 229ZM35 227H34V230H33V233L35 232ZM42 230H44V229H42ZM42 230H40V231H42ZM46 230V229H45ZM53 230V229H52ZM187 230H188V228H187ZM213 230V229H212ZM218 230V232L219 233H221L220 231ZM230 230H229V232H230ZM27 231V230H26ZM40 231H39V233H40ZM57 231V230H56ZM64 231H65V229H64ZM143 231V230H142ZM188 231V232H189ZM125 232V231H124ZM128 232V231H127ZM171 232V231H170ZM169 232V233H170ZM215 232H214V234H215ZM217 232V233H218ZM228 232V233H229ZM7 233V232H6ZM22 233H25V232H22ZM30 233V232H29ZM32 233V232H31ZM37 232H35V234H36ZM42 233V232H41ZM51 233H52V231H51ZM54 233V232H53ZM98 233V232H97ZM142 233V232H141ZM149 233V232H148ZM154 233V232H153ZM159 233V232H158ZM44 234V233H43ZM75 234V231L73 230V228H68V229H66V234L64 233L63 235H74ZM103 234V233H102ZM160 234V235H161ZM174 234V233H173ZM177 234V233H176ZM210 234V233H209ZM24 235V234H23ZM126 235V234H125ZM172 235V234H171ZM182 235V234H181ZM218 234H216V236H217ZM17 236V235H16ZM42 236V235H41ZM60 236V235H59ZM133 236V235H132ZM37 237V239H41V237L40 238H38V236H36ZM89 237V236H88ZM87 237V238H88ZM155 237V236H154ZM173 237V236H172ZM179 237V236H178ZM9 238H12L11 236H9ZM8 238V239H9ZM35 238V237H34ZM61 238V237H60ZM131 238V237H130ZM163 238H165V237H163ZM181 238V237H180ZM201 238V237H200ZM66 239V238H65ZM86 239V238H85ZM97 239V238H96ZM182 239V238H181ZM185 239V238H184ZM193 239V238H192ZM210 239V238H209ZM208 239V240H209ZM89 240V239H88ZM101 240V239H100ZM143 240V239H142ZM204 240V239H203ZM202 240V241H203ZM219 241H218V243H220L221 245L222 244H224L225 243V241H224V243L223 242H221L222 240H223V238L221 239H218ZM5 241V240H4ZM39 241V240H38ZM41 241V240H40ZM111 241H113V245H116L117 244V241L116 240H111ZM165 241V240H164ZM181 241V240H180ZM35 242H36V240H35ZM49 242V241H48ZM122 242V241H121ZM169 242V241H168ZM192 242V241H191ZM7 243V242H6ZM70 243V242H69ZM87 243V242H86ZM118 243H120V242H118ZM143 243V242H142ZM199 243V242H198ZM40 244V243H39ZM67 244V243H66ZM75 244V243H74ZM88 244H91V241H90V243L88 242ZM106 244V243H105ZM150 244V243H149ZM156 244V243H155ZM154 244V245H155ZM67 245H70V244H67ZM73 245V244H72ZM109 245V244H108ZM187 245V244H186ZM35 246V245H34ZM88 246V245H87ZM110 246H111V244H110ZM157 246V245H156ZM159 246V245H158ZM18 247V246H17ZM69 247V246H68ZM114 247H116V246H114ZM222 246H219L218 245V247H214V254H215V258H214V261H213V264H233V263H231V262H229V261H223V260H221V258H222V254H221V248ZM50 248V247H49ZM84 248V247H83ZM125 248H127L124 244H122V245H118L116 248H114V252H113V250L112 249H110L109 248V246H107V248H106V250H107V253L105 254L104 252H97V253H95V254H92V255H87V257H88V263L87 264H119V263H121V261H125V256H124V252L126 253V251H125ZM152 248H154V247H152ZM186 248V247H185ZM188 248V247H187ZM191 248V247H190ZM73 249H75V247L73 248ZM92 250V249H91ZM138 252H137V254H135V256H133V259L131 260L132 262H130V263H128V264H140L139 263V260H140V256H141V254H142V250H140L138 247H137V249H136ZM150 250V248H148V251ZM175 250V249H174ZM182 250V249H181ZM187 250V249H186ZM74 251V250H73ZM128 251V250H127ZM159 251V250H158ZM150 252H152V250H150ZM149 252V253H150ZM160 252V251H159ZM178 252V251H177ZM185 252V251H184ZM41 253V252H40ZM76 253H77V251H76ZM154 254V253H153ZM187 254V253H186ZM78 255V254H77ZM156 255H158V254H156ZM178 255H179V253H178ZM184 255V254H183ZM126 256H128V255H126ZM214 256V255H213ZM47 257V256H46ZM49 257V256H48ZM184 257V256H183ZM183 257L182 256H180V259H183ZM175 258V257H174ZM177 258V257H176ZM149 259V258H148ZM189 259V258H188ZM201 259V258H200ZM184 260V259H183ZM205 260V259H204ZM203 260V261H204ZM213 260V259H212ZM55 261V260H54ZM60 261V260H59ZM142 261V260H141ZM148 261V260H147ZM150 261V260H149ZM167 261H169V260H167ZM189 261V260H188ZM187 261V262H188ZM128 262V261H127ZM145 262V261H144ZM172 262V261H171ZM195 262H196V260H195ZM199 262V261H198ZM205 262V261H204ZM204 262H202V263H204ZM44 263H45V261H44ZM170 263V262H169ZM194 263V262H193ZM201 263V264H202ZM147 264H164V262H157V261H154V259H153V262H150V263H147ZM166 264H168V262L166 263ZM173 264V263H172ZM181 264V263H180ZM184 264H186V263H184ZM192 264V263H191ZM195 264V263H194ZM197 264H200V263H197ZM205 264H206V262H205Z\"/></svg>","mask_w":264,"mask_h":264},{"label":"crops","instance_id":"0c3cea01","mask_svg":"<svg viewBox=\"0 0 264 264\" xmlns=\"http://www.w3.org/2000/svg\"><path fill=\"white\" fill-rule=\"evenodd\" d=\"M43 1L45 2V0H43ZM26 5H28L27 7H30L29 4H26ZM31 5H32V4H31ZM24 6H25V5H24ZM33 7H34V6H33ZM33 7H30V9L33 8ZM5 9H6V8H5ZM5 11H6V10H3V9L0 11V34H1V35H0V40H1V41H0V45H2V43H5V42L7 41V38H8L9 35H10V34H5V33L2 34V32L5 30V28L8 27V23H7L5 20H8V19H9V18H8V17H9V16H8V15H9V12L7 13V12H5ZM27 12H28V13L25 12L24 14H23V13H20V14L18 13V15H17L15 18L18 19V20H21V22L24 20L22 23H24V22H28V21H29V23H30V22H31V19H32V20L35 19V16H34V15L32 16V13H33L32 11H30V12L27 11ZM5 14H6V15H5ZM7 14H8V15H7ZM29 14H30V15H29ZM3 15H5L8 19H7L5 16H3ZM20 15H22L23 17H22V16L20 17ZM27 15H28V16H31V18L28 17ZM4 17H5V18H4ZM19 17H20V18H19ZM3 18H4V19H3ZM26 18H30V19H26ZM36 18H37V17H36ZM37 19H38V18H37ZM2 22H4V24H5V28L3 27L4 25H3ZM5 22L7 23V25H6ZM2 30H3V31H2ZM5 35H7L6 38H5ZM2 36H3V38H5V39H4L5 41H4L3 39H1ZM12 37H13V36H12ZM1 42H2V43H1ZM0 65L3 66V67H7L9 64H7L6 62H3V64L1 63ZM23 65H24V64H23ZM23 67H24V66H23ZM66 68H67V67H66ZM20 70H21V72H23V73H25V71H26L25 68H23V69L21 68ZM22 70H23V71H22ZM24 70H25V71H24ZM10 71L12 72V73H11V74H12L11 76H15L16 74L19 75L17 72H16V74H13V73H15V72H13L12 70H10ZM38 72H41V73L38 74L39 76H40V74H42L43 72H45L46 74L43 73L41 76H45V75H46V76H45V78H46V77H48L47 75H49V72H50V71H47V70L44 71V70H41V69H40ZM66 72H68V70H67V71L65 70V73H66ZM26 73H29L28 70L26 71ZM44 74H45V75H44ZM17 75H16V76H17Z\"/></svg>","mask_w":264,"mask_h":264}]
</instances>
